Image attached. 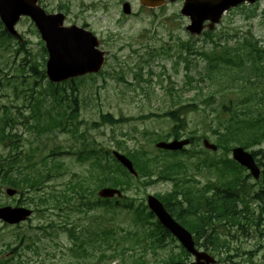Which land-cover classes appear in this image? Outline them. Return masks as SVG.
<instances>
[{
  "label": "rangeland",
  "instance_id": "rangeland-1",
  "mask_svg": "<svg viewBox=\"0 0 264 264\" xmlns=\"http://www.w3.org/2000/svg\"><path fill=\"white\" fill-rule=\"evenodd\" d=\"M121 1L40 0L46 11H62L66 15L64 24L81 25L92 30L99 39V48L105 52L104 64L97 73L90 77L74 78V82L59 87L60 95L65 94L62 103L50 96L48 79L42 76L46 53L32 21L28 17H20L15 26L24 43L0 36V129L11 132L6 145L0 144V161L10 158L16 151L19 152L16 158H19L32 149L33 159L41 165V158L53 150L55 154L46 160L52 164L55 176L47 184L62 192L67 191L70 183L80 184L85 186V198L90 200L94 199L92 192L98 181L90 164L91 159L78 161L77 152H98L109 147L124 154L135 148L153 153L155 145L152 140L168 132L172 125L168 117L151 115L137 118L138 115L163 113L179 103L194 101L198 106L186 110L187 129L182 137H186L190 131L189 136L194 135V138L205 133L211 142L216 143L211 133L217 129L222 131L217 118L226 117L228 111L223 109L222 104H227L229 99L232 100L230 110L241 116L256 118L264 113V98L259 96L257 84L247 82L243 89L231 88L223 82L222 79L226 78L218 79L216 72L207 67L205 69L203 57L197 52L189 53L188 42L194 50H209L212 43L204 41L207 35L203 33L192 36L187 32L185 27L189 19L180 13L182 2L166 0L163 7L151 9L142 7L139 0H124L130 2L135 14L123 16ZM210 32H213L215 39L229 45L242 42L243 37L251 35L264 43V0L228 10ZM181 42L185 49L183 53L179 47ZM21 44L23 46L19 48ZM185 66L187 69H184ZM240 70L236 68L235 71L239 73ZM250 75L254 77L252 73ZM71 85L75 88L72 89ZM74 97L78 100L76 116L70 114L71 107H75ZM63 111L66 114L61 117ZM102 113L111 114L113 119L119 121L112 124L101 122ZM51 117L62 118L61 125L55 126L53 131L40 128L37 131L30 126L32 119L44 124ZM201 141L202 137L198 141L202 147ZM250 144L252 147L245 150L264 147V141ZM210 152L211 155L199 154L203 163L190 155L182 160L188 167L187 174L181 172L179 175L182 180L188 178L189 182L183 183L185 187L196 188L217 176L216 168L205 161L207 157H224L225 153L222 149ZM10 172L21 177L15 167ZM2 174L0 171V178ZM253 179L250 177L247 182ZM129 181L130 186L125 190H135L136 199H143L144 202L147 194L156 196L168 193L174 184L173 180L168 179L148 183L138 181L133 176ZM6 186L0 182V205H18L20 193L9 197L4 192ZM253 187L259 190L262 186L254 182ZM29 195L32 193L28 192ZM180 197H183L182 192L177 194V198ZM26 203L30 205L26 207L33 209L29 199ZM52 211L35 212L30 220L21 222L19 226L2 228L0 222V262L119 263L120 258L111 261L109 257L123 246V240L117 241L115 237L122 233V228L130 229L128 216L124 213L113 215L102 208L85 205L80 211H68L67 215H57L56 209ZM50 219L57 224H75L76 238H70L61 226H55L52 234L39 235L37 254L24 248L25 238L31 232L29 224L38 225ZM108 227L114 233L104 231ZM225 227L219 224L218 228L224 231ZM229 240L230 247L218 253L220 256L215 255L216 264H264V240L253 235L245 237L234 231ZM6 241H9L10 247L3 244ZM226 255L228 257L225 259ZM219 257L222 260L219 261Z\"/></svg>",
  "mask_w": 264,
  "mask_h": 264
},
{
  "label": "trees",
  "instance_id": "trees-1",
  "mask_svg": "<svg viewBox=\"0 0 264 264\" xmlns=\"http://www.w3.org/2000/svg\"><path fill=\"white\" fill-rule=\"evenodd\" d=\"M211 33L205 32L204 34L208 36V40L212 42L214 48L210 52L207 50L197 51L207 61L208 70L210 69L220 75H226L231 68L243 66L244 73L237 74L232 79L231 87L245 88L247 82H251L250 73H252L256 78L257 84L261 86V89L259 88V96L264 98V45H259V40L253 37L251 41L244 38L242 43L238 42L235 47L222 45ZM0 36L9 37L5 31H2ZM205 39L207 38L205 37ZM240 44L245 45L240 48ZM187 49L189 53L196 51L190 45H187ZM43 52L45 54L44 48ZM42 61H44V56ZM42 76L45 78L43 71ZM47 88L50 90L52 98L58 99L60 103L63 102L62 97L65 94L61 93L60 95L56 85L47 82ZM71 88L74 89L75 86L71 85ZM73 100L75 101V107H71L70 114L76 116L77 97H74ZM231 104V99H229L227 104H222L223 109L228 111L226 117L218 116L217 118L222 131L219 129L213 131V133L217 134V146L224 151L225 156L210 162L215 167L221 164L219 167V180L217 183L210 182L206 188L207 190H213L217 185V192L208 195L206 190L185 187L183 183L187 182L188 179L184 178L182 180L179 177L181 172L187 173L185 164L181 159L171 161L169 158L177 154L187 153L196 156L200 152L206 153L202 150L197 153L192 150H183L181 153L168 151L164 152L165 155L163 157L155 156V159L148 156H134L138 173L141 178H144L143 182L152 183L161 179L174 181L173 189L167 193L168 198L162 197L161 200L173 215L185 210L191 216V221L184 225L193 234L196 245L212 254H220L223 250L230 247L229 236L232 235V231L245 237L253 235L264 240V195L262 196L264 194V169L261 176L263 188L258 192L257 196H253L259 202L262 201L259 206V212L255 213V210L250 207L249 198H247L250 197L251 191L245 182V176L242 174L243 168L227 155L232 144L249 147L251 142L259 143L264 141V113L250 119L246 116H241L236 111H231ZM261 106H263L262 103ZM65 114L66 111H63L61 117ZM172 118L180 121L179 116ZM61 119L51 117L44 124L38 119H32L30 126L37 131L39 128L53 131L55 126L61 125ZM100 121L112 124L118 122L119 119H113L111 114H101ZM70 124L73 125L72 122ZM10 133V131L5 132L3 128L0 129L1 145H6V141L10 139ZM191 140L195 141L196 138L191 137ZM116 144L119 147L121 146L117 141ZM261 152H264V149ZM18 153L16 151L10 158L0 161V171L3 172L0 182L17 188L21 197L31 192L32 195H29L28 199L35 206V212L46 213L47 211L53 212L52 210L56 209L58 210L57 215H67V209L71 212L75 209L80 211V206L84 204L91 207L102 206L108 213H114V208L120 207L119 210L123 211L132 223L131 230H125L126 233L124 235L115 238L117 241L123 240L124 242L122 248L115 251L114 254V256H121L124 264H157L160 261L185 260L189 256L182 249L176 251L171 248V252L165 249V239H174L143 203H136L134 198H126L121 203L122 200L116 199L112 201L114 199L94 197V193L99 187L112 186L124 189L126 186L122 167L108 149H102L98 152L94 150L79 152L77 157L82 161L91 159L90 164L98 181L95 191L92 192L93 200L85 198V186L77 183L68 184L67 191L63 192L50 188L47 182L55 176V173L52 170V164L46 160L47 157L41 158L43 161L41 165L33 163L23 164L22 161L24 159L30 160V155H21L16 158ZM254 153L260 154V150ZM51 154H53V151ZM156 159H160V161ZM258 163L264 168V157L258 159ZM12 167H15L16 170L20 169V178L13 176L10 172ZM180 192L183 193L184 198L178 200L177 207H174L169 202V199L177 200V194ZM84 200H86L85 203L83 202ZM182 202L186 203V205L183 206ZM219 224L226 226L224 231L219 230ZM29 226L31 232L27 236L25 235L24 248L32 252H37L38 250L36 243L40 239L39 235L52 234L55 226H61V229H64L70 237H75V224H56L50 219L45 223H39L38 225L29 224ZM48 227L51 228L48 229ZM246 228L251 229L252 232ZM108 233L112 232L108 230ZM15 236L17 237V235ZM6 247H10V244L7 243ZM165 256L167 257L164 258ZM227 257L228 255L224 258L226 259ZM11 258L12 256L9 259ZM0 264H4V262H0Z\"/></svg>",
  "mask_w": 264,
  "mask_h": 264
},
{
  "label": "water",
  "instance_id": "water-1",
  "mask_svg": "<svg viewBox=\"0 0 264 264\" xmlns=\"http://www.w3.org/2000/svg\"><path fill=\"white\" fill-rule=\"evenodd\" d=\"M243 1L253 3L255 0H184L181 13L187 15L191 20L186 29L191 34H199L203 29L205 20H210L208 28L212 29L214 23L219 21L224 10ZM140 3L144 6L155 7L162 5L163 0H140ZM122 10L125 14H129L131 11L130 4L124 2ZM20 15L30 17L45 42L48 53L45 65L46 74L51 82H60L88 72H97L101 68L104 61V52L96 48L99 42L91 31L76 25L63 26L64 15L62 13L46 14L37 5V0H0V18L5 25V29L19 39L21 38L14 29V24ZM185 142L187 141H174L170 144L159 143L158 145L165 148H176ZM203 143L207 148L216 149V146L206 139ZM231 152L234 159L248 167L255 177L258 176L259 170L250 153L244 151L242 147L232 148ZM113 154L132 170L131 164L126 158L115 151ZM5 192L12 195L15 193V189L6 188ZM114 194L120 195V192L117 189L108 187L98 191V195L104 198L113 197ZM147 202L149 207L158 215L160 221L195 256V261L190 264H211L214 262L213 257L194 247L191 234L173 222L163 211L162 204L156 198L149 195ZM30 213V210L23 207L0 208V217L9 222L25 220Z\"/></svg>",
  "mask_w": 264,
  "mask_h": 264
}]
</instances>
